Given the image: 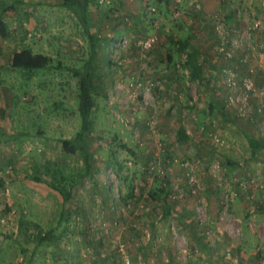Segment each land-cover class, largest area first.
I'll return each instance as SVG.
<instances>
[{"label":"rangeland","instance_id":"374dc122","mask_svg":"<svg viewBox=\"0 0 264 264\" xmlns=\"http://www.w3.org/2000/svg\"><path fill=\"white\" fill-rule=\"evenodd\" d=\"M61 1L0 0L10 8L0 36V264H264V0H213L208 13L201 0H91V44ZM184 20L198 28L193 43L209 45L189 65L166 45ZM152 33L157 43L141 61L137 42ZM119 38L126 47L113 55ZM222 41L231 58L217 53ZM92 45L100 88L84 174L81 154L61 146L80 126L78 78L9 61L30 48L52 66L81 67ZM227 69L234 97L244 79L253 84L242 112L225 105ZM246 134L262 148L253 153ZM50 184L70 190L69 200ZM48 229L55 239L31 259Z\"/></svg>","mask_w":264,"mask_h":264},{"label":"trees","instance_id":"16d2710c","mask_svg":"<svg viewBox=\"0 0 264 264\" xmlns=\"http://www.w3.org/2000/svg\"><path fill=\"white\" fill-rule=\"evenodd\" d=\"M89 1L90 0H63L61 4L68 10L74 12L76 17L82 24L83 31L89 38L91 44L95 42L96 38L93 34L89 32V14L87 9ZM6 35V25L0 17V36L5 37ZM94 46L95 45H92L90 55L81 65V67H70L67 65H63L60 62L57 65L52 66L51 64L53 63V59L51 56L42 53H34L30 48H22L18 51H15L9 61V66L13 69L25 70L30 72L35 70H43L45 68L51 67L56 70L65 69L70 72L74 77L78 78L77 111L80 120V126L78 131L75 133L74 137L61 139V146L64 152L66 153L79 152L81 154L85 167L84 174L90 173L93 167L91 160L92 154L90 152L88 142V133L92 127V115L93 110L96 106V100L94 96L100 88L95 81L98 60L97 52ZM190 67L192 68L195 76L196 72L198 71V67L194 65ZM178 133L180 139L185 138V133L183 130L180 129ZM4 137H6L4 139L9 140L11 138H14V136L11 135H5ZM246 138L253 153L262 148V144L258 140L248 136L247 134ZM34 179L38 182H43V180L38 177H35ZM51 187L62 195L64 202H67V200H69L71 196L70 190H67L64 187H59L58 185H51ZM160 192H165V189L163 187H160ZM163 204V216H168L170 214L171 206L164 199ZM53 231V229H48L45 233L39 235L38 241L33 247L34 251L31 255V259L34 258V255L36 253V247L39 244L45 241L52 242L53 239H55Z\"/></svg>","mask_w":264,"mask_h":264},{"label":"built area","instance_id":"2783aa9c","mask_svg":"<svg viewBox=\"0 0 264 264\" xmlns=\"http://www.w3.org/2000/svg\"><path fill=\"white\" fill-rule=\"evenodd\" d=\"M116 15V13H115ZM124 20H129L127 16L123 17ZM213 20L215 23L216 30L221 33L222 31V22L218 15L213 16ZM157 36L155 34H150L142 37L137 42V50H138V58L139 60H144L147 58V53L155 46L157 43ZM127 44L126 38H119L115 41H113L109 45V52L111 54H115L116 52L120 51L121 49L125 48ZM217 53L222 54L225 58H231L232 57V49H230L227 45H224L223 41L221 42L220 46L217 47ZM224 83L226 87L230 90L229 95L227 96V99L225 100V105L233 104L234 102H238L239 105V111L242 112L245 110V108L248 106V96L250 91L253 90V84L250 80L244 79L242 82V87L239 91V94L234 97V90L236 89V80L234 73L232 70H225V80ZM153 82H148V86H152ZM264 90V89H263ZM261 93H264L262 91ZM120 250H123V245L120 244ZM126 264H128V259L125 260Z\"/></svg>","mask_w":264,"mask_h":264},{"label":"crops","instance_id":"0c3cea01","mask_svg":"<svg viewBox=\"0 0 264 264\" xmlns=\"http://www.w3.org/2000/svg\"><path fill=\"white\" fill-rule=\"evenodd\" d=\"M26 1L27 2H35V3L48 2L50 6L53 5V4L50 3L51 0H26ZM62 1L58 5L61 6V7H63V8H66V7L62 6V4H61ZM137 1L138 2L140 1L141 2L142 0H136V2ZM201 1H202L203 10H204L205 13L210 12L214 8V2H213V0H201ZM31 8L32 7L28 8L26 12L24 10V13L26 15L30 16V12L32 13V11H30ZM129 8H130V6H129ZM9 9L10 8H8V6H6V7H2L1 6L0 7V17L3 20V22L5 23V25H6L5 18H7L6 15L8 14ZM68 11L70 12L71 15H74L76 17V15L74 14V12H72L70 10H68ZM132 11H135V10L133 9ZM111 13L118 20H121L122 17H123V15H121V13L118 12L117 7H115V6L112 7ZM115 13H116V15H115ZM88 14H89V32L91 34H93L92 31H91V28H90V25L91 24H90V12L89 11H88ZM205 21H206V25L207 24H210L207 20H205ZM197 31H198V28L197 27L192 26V24H190L189 21L184 20V21L180 22V29L178 31H174V33H175L174 39L178 40V42L176 43V45H173L174 43H170V42L168 44H166V45L170 46L171 48L176 47L175 49L177 51H179V53H180L179 56L183 57V60H185V63L188 64V65H189V62H190L189 57L192 56L193 53L194 54H198V52L202 51L206 46H209V45H196L195 43H193V42H196L195 36L198 34ZM177 33H179L178 36L176 35ZM85 36L87 37L86 34H85ZM199 42H201V41H199ZM165 58H166V61H165L166 66L171 65L173 63L170 54H167ZM173 58L175 60L176 59V56L174 55ZM3 135L5 136V134H3Z\"/></svg>","mask_w":264,"mask_h":264}]
</instances>
